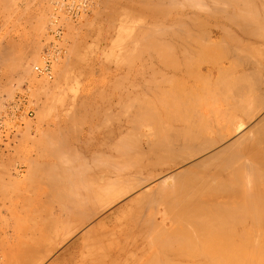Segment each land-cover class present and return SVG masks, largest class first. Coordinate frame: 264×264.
Listing matches in <instances>:
<instances>
[{
    "label": "bare ground",
    "instance_id": "1",
    "mask_svg": "<svg viewBox=\"0 0 264 264\" xmlns=\"http://www.w3.org/2000/svg\"><path fill=\"white\" fill-rule=\"evenodd\" d=\"M125 1H127V0H125ZM128 1L132 2V3H128V4H133L134 7L137 6L135 4H138L139 5L138 7H141L140 10H142V13L145 12L144 14H146V16L149 20V22H147V21L141 22L142 24H140L137 27L138 30L135 28L137 30L136 31L137 34H136L135 38H133V40L130 43L128 42V47H130L129 44L130 45L133 44V46L137 44V46H134V48L139 46L140 49H142L141 47L144 46V48H146V50H147L146 52H148V51L150 52V54H149L150 57L149 56H147V57H149L150 61H152L154 63L153 64L149 61L151 63V65L147 69L152 70V68H153L154 74H158V73L161 74L162 79L160 78V81H159V77L157 76L158 77V79H157L155 76L153 81H149L150 79L152 80L151 77L153 74L151 73L152 75H150L151 76L150 79L147 77L148 82L146 80H143L142 81L143 83L141 82L142 85L136 84L137 86H135V87L140 86L139 88H141V86H142L141 91L140 90L139 91L140 92L143 91L145 96L143 93H141V94H143L144 97L140 94H139V97H137L138 94L135 96V98L131 97L133 99H131L129 97L131 100L130 99H128V100L126 99V100L127 101L130 100L131 102L130 101L126 102V104H125L124 99H121L120 102L123 105H121L120 108L123 109V111L120 109L117 112V113H120L119 116H120L121 120L119 118V121H116V120H118V118H117L118 116H117L116 112L114 111L115 113H113L112 110H111L112 112H110V109H111V107H109L110 105L106 106V107H108L109 111L107 112L105 109L106 113L105 114L103 113V115L105 117V121H106V119L107 120L112 119L111 121H115L119 124V127H117L118 131L116 128L117 132L114 133V131H112L110 129L112 131L110 133H112V134H110V138H108V139H110L109 141H111V143L109 144V142L107 141L109 146L111 145L110 147L116 151L115 153L117 154V157L115 156L113 158V157H110L111 155L109 156L107 154L110 157L109 158L106 155V157L109 158L108 160H106V158H105L106 161H103V160L101 161L100 159H98L99 162L96 161L97 164H95V165L98 166L97 168L101 167L102 169H100V170H101V172H103L102 170H104L105 168L109 167V169H110V166L115 165L114 167H116V165H117L116 163H120L119 166H117V167L121 166L120 168L123 167L122 164H124V166L127 164L126 167H129V166L131 167V165L133 167V165L144 163V162H142L144 160L142 157L147 156V153L150 156L149 152L147 151L148 148L146 149V152H147L146 155L144 152L140 154V152L137 151V150H139V148L137 147L136 144L134 145L135 140L131 141L132 140L131 137L133 136V133H134V135H135V133L137 135V133L139 132V129H141V128L138 129V126L140 125V127H141V124L142 125L148 124L147 125L148 128L150 126H154V129L150 127L153 130V138L149 139L150 138L149 137L148 139L150 141L148 140V144H147V142L145 144L150 146V148H149V149H151L150 153H153L151 156L152 157L155 156L154 158H156V159H154V160L156 161V163L154 162V160L151 159L152 158L151 156L145 157L146 161L148 160L149 165L151 167L152 166L155 167L157 164L160 165L159 162L161 161V159L165 158V159H167L168 162L169 161L174 162L175 163V164L173 163L174 166L175 165L179 166L182 164H183V166L179 167L180 169H178L174 172L172 171L171 173L166 174L165 176H162V178L160 180L158 178L159 181H157V183L155 185L153 183V186H151V187L148 186V188L146 187V189H142L140 191V193L138 194V196H139V198H141L142 200H145L146 202L147 201L150 202V200L152 202L154 200H157V202H158V200H159V201H163L164 206L166 208H167L166 205H168V207H169L168 209H171V212L173 213V215L170 213V215H172V219H173L172 221H174V219L176 220V222L174 221L175 227H176V223L179 222V224H180V222L182 221L183 227H181V228L179 226H177V227L179 228L180 231L182 229L183 232L182 231L178 232V230L176 228L179 235L182 236L180 239L182 240V238H183V240H182L183 245H181V246H188V247L192 248L189 250L188 247H187V249H184V247L182 248L180 246L175 245L176 247H180L181 249L180 248H178V249L174 248V250L169 249V251H166L164 253V256L166 258L164 260L172 261L171 259H174V257H175L178 260L177 264H264V116L261 115L263 117L260 116L261 118H259L258 122H256L254 125H253L254 122L253 123L250 122V119L255 118L254 116L258 114V112H257V114L255 113L256 110L258 111L259 107H260V109L262 111V108H264V107H262V106H264V89H263L264 86H263V88H261L262 87V81L264 83V80L259 75V74H261L260 72H262V74L264 72V70L261 69L262 64L264 66V62H262L264 60H263V57H262V59L260 58L261 60H259V62H261V63H259L258 65H260V69L262 70L261 71L259 69V67L256 64H254V61H256V59L253 60L254 57L252 58V56L254 54L264 55V47L252 46V45H258V44L260 45L262 43L264 44V0H128ZM130 6L131 5H129V7ZM131 8H133V7H131ZM127 9L128 8H126V10ZM133 9H136V8H133ZM138 10H139V8H138ZM131 11H132V9H131ZM40 25H41V21H40ZM38 26H39V24H38ZM66 26H68V25H66ZM54 28H55V26H54ZM54 28H53V30H55ZM68 28H71V27L69 26ZM57 30H58V28H56V30L54 32L59 31V30L58 31ZM68 31H69V29H68ZM133 32H135V30ZM56 34H58V33H56ZM133 36H131V37H133ZM129 37L130 36H128V38H126V40L132 39ZM242 42H247L249 45L248 48H243L244 51L240 47V45L242 46ZM125 45H124V47H125ZM140 45H142V46L140 47ZM6 46H8V45H6ZM133 46H131V47L133 48ZM0 47H2V46H0ZM3 47L5 48V46H3ZM4 48L2 50V53L5 52ZM12 48L14 49L15 45ZM126 48H127V45L125 47V50H127V52L132 51V48H130L131 49L130 51ZM139 48L137 51L138 53H139ZM7 49H8V47H7ZM13 49H11V50H13ZM23 49L24 48H22V51H23ZM122 49L124 51V48H122ZM9 50L7 52L10 53L11 50L10 51ZM15 50L13 52L14 54L17 53L16 52L17 50L16 51ZM144 50H141L142 53H140V55L144 54L143 53V52H145ZM25 51H27V50H25ZM25 51L23 52L22 56H20V58L18 57L19 58L18 59V65H19L18 69H20V67H21L25 71L27 70L29 72L30 70H32V69H30V67H31L30 63L33 61V56H35V54L34 53H33L34 55L31 54L34 51H32V52L27 51V53H25ZM35 52H36V50H35ZM134 52H132V54ZM2 53L0 54V56H1L0 60L3 61V59H5V57H3ZM126 53H125V55H126ZM146 54L148 55V53H146ZM4 55H5V53H4ZM6 55L8 57L10 54L8 55V53H7ZM20 55H21V53H20ZM135 55H134V57H135ZM137 56H139V54H137ZM137 56L135 58H137ZM36 57H37V55H36ZM143 57H144V55H143ZM145 57H144V59L146 60L147 58H145ZM135 58H133V60ZM9 59H11V57ZM141 59H142V56L140 57V60ZM233 59H236V60H233ZM227 60H229V61L231 60V61H235V62L238 60L241 62V64L239 63L240 65H238V63H237V65H233L236 67L231 66V68L233 70L229 67V65L231 64V61L228 62V64L230 63L229 65L227 63H226L227 65H225V63H224V65L221 66L223 64L221 62H225ZM11 62L12 61H10V63ZM36 62H37V60H36ZM5 63L7 64L6 66H9L7 62H5ZM128 63H129V61H128ZM131 63L132 62H130V64ZM140 63H141V61H140ZM155 63H158V64H155ZM1 64H2V62H1ZM123 64H125V63H123ZM11 65L14 66L13 64H11ZM33 65L34 64H32V66ZM51 65H53V63ZM128 65H126V66H128ZM37 66L44 67L45 65L42 62H40L37 65H34L33 69H34L35 74H38V71L36 70ZM132 66H133V64H132ZM151 66H152V68H151ZM16 67H17V65H16ZM160 67L166 71H168V70L173 71L172 77H173V73H174V75H175L174 78L170 77L171 75H169L168 73H165L166 71L160 69ZM129 68H130V66H129ZM141 68L145 69L144 66ZM22 69H21V71H22ZM24 70H23V72H24ZM161 70H162V72L164 71V73H165L164 75H163V73L160 72ZM216 70H217V73L219 74V78H220V80L218 79L219 83L218 82L215 83V80L214 81L210 80L211 83L213 82L212 84H215V85L210 84L209 83L210 81H208V84L210 86H208L207 82H206L205 88L202 90V88L199 87L198 82H200L201 79L205 80V79H208L209 77H212L215 74ZM140 71H142V70L139 69V72ZM24 73H26V75H27V72H24ZM128 73H130V72H128ZM134 73L138 74L136 72H134ZM169 73L171 74V72H169ZM145 74L146 73H144L143 76H146ZM147 74H150V73L147 72ZM42 75H44V73ZM168 75H169V77H168ZM141 76H138V78ZM34 78H36V77H34ZM122 79H124V78H122ZM140 79L141 78H139L137 80H140ZM144 79H146V78H144ZM125 80H126V78H125ZM36 81H38V80H36ZM28 82H29V80H28ZM118 82H120V81H118ZM132 83H133V81H132ZM138 83H140V81ZM113 84H115V83H113ZM41 85L42 84L40 83V86ZM211 86H213V87H211ZM133 87H134V84H133ZM8 88H10V87H8ZM16 90H18V88ZM3 91H6V89ZM7 91H8V93L10 92L8 89H7ZM41 91H42V89H41ZM32 92L34 93L35 91H32ZM135 92L138 93V91H135ZM206 94L207 95H216L214 97H219V99H221L220 98L221 95L222 96L224 95L222 100L228 102L227 105L229 107L228 106L227 107L229 109H231L232 111H234V114H232L231 116L228 115L225 111L224 112L221 111L222 113L219 114V116L221 118L229 117L228 120L231 124L232 131L227 136H224L221 132H217V135H215L212 138L207 136V134H206L207 137L205 136L204 133L207 132V129L211 128L212 123L211 124H209V123L213 119V117H212V119L211 118L209 119V117H208V116L211 117V115L213 116V114L208 115L209 112H207L206 118H208V119H206L205 118L206 113H201L202 111L204 112V110L199 112V110H200L199 104H201L200 103L201 100L207 101L209 99L206 96ZM37 95H38V93H37ZM116 95H117V93H116ZM110 96H111V94H110ZM113 96H114V94H113ZM7 97H9V96H7ZM206 97H207V99H206ZM214 97L212 96L213 99H215ZM110 98H112V97H110ZM253 98H254V101L252 100ZM80 99L81 98L78 99L79 100L78 103H81ZM84 99H86V98H83L82 100H84ZM216 99H218V98H216ZM250 100L254 102V103L251 102L252 106L254 104L253 107L252 106L249 107V105H248V104H251L249 102ZM93 101L94 100L92 99V103H93ZM203 101H202V104H203ZM210 101H212V100L210 99ZM115 102H114L113 108L115 107V104L117 103V102L116 103ZM82 103H83V101H82ZM85 104H84L85 108L89 107V105L86 107ZM156 104L158 106H156ZM118 105H120V104H118ZM74 106H76V104ZM74 106L72 109V111L74 110L73 116H71L73 119H74V116L79 112V110L81 111L80 107L82 105H77L75 107V109H74ZM98 108L95 107V109H97V110H98ZM212 109L213 108L211 107L209 110H212ZM214 109H213L212 113L215 112ZM162 110H163V112H162L163 114H161ZM240 111H243L245 114L248 115V118H250L249 122L251 123L252 126H249L248 129L245 127L246 124L248 123V120H246L247 121V123H246V121H243L242 119L240 120L239 117L237 116V113ZM87 112H88V110H87ZM98 112L99 111H97V113ZM101 113H102V111H101ZM101 113H100V116L98 115V117H102L104 119V117L102 116ZM2 114H4V113H2ZM35 114H37V113L34 112V115ZM92 114H93V111H92ZM69 115H68V117H69ZM80 115H81V113H80ZM85 115H87V114H85ZM258 115H257V117H258ZM77 116H78V114H77ZM83 116L84 115L82 114V117ZM94 116H95V114H94ZM113 116H117V117H113ZM203 117L208 121V123H205V122L203 123L200 121V123L203 124V125H200L199 120L204 119ZM28 118L30 119L31 117H28ZM95 118H97V116H95ZM68 119H70V118H68ZM75 119H77V117H75ZM81 119H84V118H81ZM87 119L88 120L84 119V121H86V122H83V120H80V117H79V120H77L79 122L81 121V123L83 122L84 125L88 126L87 130L84 128V130H86L84 132H81L82 129H79V127L77 129L78 125L76 126V128L74 126V128H72V129L70 127L72 124L70 125L68 123L70 126H68V125H66V126H68V128L70 127L71 131L69 132V134L72 132L71 135L75 139V142L81 141L82 143H84V141H85L86 143H84V144H86L87 148L89 149L87 151H90V150L92 151V149L94 148L95 145L93 146V148H91L92 146L90 143H93V142H90V141H92L91 139H93V141L98 140L96 138L94 139V137H93V135H94L93 133H97L96 131H94L95 130L94 128L97 126V125H95V122H98V121L93 120V119L89 120V118H87ZM103 119H101V120L103 121ZM205 119H204V121H205ZM74 120L72 122L73 125H74ZM98 120L101 121L100 119H98ZM123 121H126V122H124V123H126V125L123 123ZM100 123L101 122H98L97 124L100 125ZM105 123L106 122H104L103 124H105ZM27 124H28V122H27ZM107 124H108V122H107ZM109 124H111V122ZM102 125L100 127H102ZM207 125H210V126H208L209 128L207 127ZM79 126H80V124H79ZM81 126H82V124H81ZM100 127L96 128V129H99ZM106 127H107V125H106ZM18 128H20V127H18ZM102 128L100 130H102ZM144 128H147V127H144ZM63 129H67V127L63 128ZM106 130H107L106 133L108 134L110 130H108V129H106ZM100 132L102 134V131H100ZM65 133L66 132L61 133V136L65 135ZM148 133H149V136H150V134L152 135L151 130ZM99 134H98V136H100ZM45 135H47V134H45ZM45 135H43L42 137L43 138L46 137ZM50 135H51V133H50ZM58 135L59 134H57L54 138L56 139V137H58ZM66 135H67V133H66ZM61 136H59V137H61ZM115 136H117V137H115ZM140 136H141V134H140ZM62 137H64V136H62ZM95 137H96V134H95ZM144 137H146L145 134H144ZM61 138L59 140L60 144L64 141L63 138H62L63 141H61ZM115 138H116V141H115ZM55 139H54V141H55ZM46 140H47V138H46ZM66 140H67V138H66ZM40 141L43 142V140H40ZM51 141H47V142H51ZM59 141L58 142L56 141V142L59 143ZM42 142H39L38 144L41 145ZM56 142H54V143H56ZM130 142H132V144ZM220 142H223V143L221 145L219 144L220 146L218 145L219 148H215V147H217L215 145H217ZM51 143H52V145L54 144L53 142H51ZM51 143H50V145L49 144L48 145L51 146ZM57 143L55 144L56 146L50 147L52 154L49 153L50 150H49L48 145L46 144L47 145V147H46V145L43 143L44 147L48 148V149H46V151L49 150V152L47 151V153L43 154L44 156H46L45 158H48L47 157L48 155H46L48 153H49V158L51 157L50 154L53 155L54 157H55V154H56V156L58 155L59 157H61V156L63 157V155L65 156V151L63 150L64 146L59 144L60 146H62V149H61V147H59V145ZM99 143L97 145H99ZM103 144L105 145V143H103ZM108 144H106V145L108 146ZM57 145H58V147H57ZM63 145H65V144H63ZM102 145L101 146L99 145V146L94 148L93 153L94 154L98 153L95 156L99 155V153H101V151L103 150ZM140 146H142V145H140ZM75 147H76V145H75ZM65 148H67V147L65 146ZM71 148H72L71 150L73 152L69 151L70 150V147H69L68 148L69 150H66L68 152L66 154H71V153L74 154V152H76V150L73 147H71ZM41 150H42V152H44L43 148ZM61 150H63V153ZM107 150L111 151V153H112V150H110V148L109 149L106 148V151ZM60 152L63 155L60 154ZM137 152L140 155H137ZM76 153L74 154V158H72L73 160H75V158L77 157ZM202 153L203 154L205 153V155L202 156ZM116 154H113V155H116ZM200 154L202 156L201 158H200V156H198ZM43 155H41V156H43ZM41 156L39 155V158ZM58 156H57V158H59ZM86 158L84 157V161L80 162V164L77 163L79 161L77 160L78 158H76L75 161H77V162H74V164L72 163L73 165L71 164L72 159L70 161L69 160L66 161L68 158L65 161H64V159L61 160L64 162V164H62L60 160H59L60 161L59 163L57 162L58 164L56 162H54L53 164L52 163L50 164L49 163V162H51L50 160L48 163H47L48 160L43 161V164H42V162L40 164L36 162L37 165L39 164L40 168H38L39 166H36V164H34L33 159H30V161H33L32 162L33 165L32 164L28 165L30 167V169H31V166H33V167L36 166L35 168H37L36 171L33 172L34 177L38 171L44 172V173L41 172L42 176L44 174H46V175L49 174V175H47V180L51 181L52 184L53 183L55 184L54 185L55 187L53 186L55 189H52V191H54V192L56 191V194L60 191L58 189L60 186L58 187V185L63 184L64 182H66L67 185L70 184L69 188L67 187V185H65V187L63 186L64 188L61 187L63 190H65L62 192H66L67 190L65 188L67 187V189L69 190L68 193H70V194H68V193H67V195L65 193H62L63 195L60 193L57 194V196L60 195L59 197H62V199L58 198L59 200H57V201L60 203L61 202L60 200H64L63 202L65 205V208L69 207L68 209L70 210L73 207V211H71L72 209L70 210L72 213L70 211H68L71 213V214L69 213L68 215H66L68 218L65 217L66 218L65 219L64 218L65 215L62 217L63 219L60 218L61 222H59L60 221L59 217L58 218L56 217V220L57 219L58 220L56 222H53L52 226L49 228L48 231H46L44 233L42 232L43 234L38 235V236L34 234L33 236H35L34 237L35 239L33 238L32 241H30V242L27 241L24 244V245H26L25 247L17 248L13 251H10V252H12V255H11L12 258H10V261L12 262V260H14L12 263L9 262L10 264H41V263H43L45 260H47L55 252V250L60 245L65 243L67 238L70 236V234L73 233V232L69 233L68 235L66 234V237L64 236L65 232L61 231L58 234L59 230H64L63 225L64 226L67 225V224H62V223L69 221V222L73 223V224L70 223L72 225V227H73V225L77 224L75 226V228L77 229V228H81V227L86 226L94 218V216H96V214H97L96 212H97L98 208H97V206H94L93 202L91 204H90V202L92 201V198L95 199V196L97 193V190L95 191V189H97V187L101 189V186L97 185L98 184L97 181L100 178L97 179V177H99V175L95 179V176L93 177L92 174L91 175L87 174L89 172L90 173L92 172L91 171L92 169L90 170V168H89L90 171H88L87 173L85 172V171H87L85 169L90 167L89 163H87L88 165L85 167H84V165L81 166L85 161L87 162V160H85ZM99 158H102V157L99 156ZM90 159H93V158H90ZM157 159H159L160 161ZM37 161H38V159H37ZM80 161H81V159H80ZM116 161H118V162H116ZM96 162L93 161V163L91 162V164L94 165V163H96ZM163 162H165V161L163 160ZM66 164H71L70 168L72 167L71 171H72L73 176H72V174L71 175L69 174V175H66L63 177L64 174H67L70 172L69 168L68 169L65 168V167H69ZM168 164H170V163H168ZM214 165H215V167L213 169L210 168L211 170H209V172L214 170V169H215L214 171H216V172L213 171L214 173L210 172L211 173V174L209 173L210 175L207 174V172H208L207 169H209L210 166H214ZM79 166H81L82 169H79L80 168ZM166 166H167V164H166ZM76 167H79V168H76ZM126 167L124 168L125 170H126ZM140 167H143V165L142 166L140 165ZM120 168H117L119 173H121V171H119ZM95 169H96V167H95ZM117 169L115 168L114 170H117ZM28 170H29V168H28ZM121 170H123V169H121ZM195 171H197L196 172L197 174L195 173ZM107 172H108V169H107ZM118 172L114 173V175L115 174L117 175ZM199 172L202 174H200ZM41 173L38 172V174H40L39 175L40 177H42ZM109 173H111V171ZM50 174L52 177L50 176ZM60 174H63V175H60ZM16 175H18V174H16ZM116 175H115V177H117V179H118L119 175H117V176ZM146 175H144V176L147 177V179H148V177L150 178L149 175L148 176H146ZM162 175H164V173ZM39 176H36V177H39ZM67 176H68V178H67ZM69 176H71V177L69 178ZM130 176H133V175H130ZM115 177L113 178L115 183L113 180H109L108 181L109 184L121 183L120 182L121 177L119 178L120 181L117 183H116L117 179L115 180ZM10 178H11V176H10ZM45 178H46V176H45ZM93 178H94V181L95 180H97V181L94 182ZM108 178H106V179L108 180ZM151 178H154V177L151 176ZM88 180L91 182H89ZM107 180H106V182H107ZM145 180H146V178L144 179V181ZM152 180L153 179H151V181ZM19 181H20V179H19ZM43 181H45V180L43 179ZM82 181L83 182L86 181V183L89 182L88 184H90V185L87 184L88 185V187H87V185L85 186L86 183L83 184ZM104 181H105V179H104ZM168 181H172V184H169ZM17 182H18V180H17ZM58 182H60V184H57ZM68 182H69V184H68ZM101 182H103V178H102ZM8 183L11 184L12 182L8 181ZM48 183L50 184V182H48ZM122 183H123V181H122ZM12 184H13V186H15L16 183H12ZM101 184L99 182V185H101ZM103 184H102V186L104 187ZM1 185H2V183H1ZM106 185L104 187L105 189L107 187ZM94 186H96V187H94ZM51 187L52 186H50V188ZM101 190L103 191V189H101ZM51 194H53V193H51ZM56 194H53V195H56ZM49 195H50V193H49ZM49 195H47V196L49 197ZM101 197H102V192H101V194L99 193V195L96 196V198H98V200ZM68 198H70V199H68ZM53 199H55V198H53ZM0 200H2V199H0ZM102 201H103V199H102ZM105 201L106 200L104 199V203L103 202L102 203L105 204ZM11 202H13V201H11ZM11 202L9 201V203H11ZM58 202H55V203H58ZM63 202L61 203L62 206H60L61 207L60 209H65ZM67 202L72 207L68 206ZM149 202H147V203H149ZM152 202H151V204H152ZM57 205H60V204H57ZM1 207L5 208L6 212L8 211L7 206H5V204H2V202H1ZM1 207H0V209H1ZM66 210L67 209H65V211ZM100 211H101V209H100ZM68 212L66 211V213H68ZM62 220H65V221H62ZM69 222H68V224H69ZM4 223H5V220H4ZM100 223H101V221H100ZM173 224H171V225L173 226ZM171 225H170V227H172ZM5 226L6 227L3 229V231L5 230L4 232H6L8 230L7 228H9L8 225H5ZM73 229H74V227L72 228V230ZM165 229H167V227ZM158 230H160V229H158ZM92 231H94V228H89L86 231H84L83 232V237H84L83 239H85V240L89 239L88 236L92 233ZM161 231H162V233L165 232L163 230H161ZM61 233H62V236L60 237L61 239H59V237L57 239L56 238L57 234L60 236ZM178 233H176L175 235H178ZM180 233H182V234H180ZM14 234H16V233H14ZM165 234H166V232H165ZM171 234H173V233H171ZM0 235L2 236L3 234L0 233ZM9 235L11 236V234H9ZM167 235H168V237H167L168 241H164L165 243H162V244L160 243V245L165 246L166 243H169L168 245L173 246L171 244H174L175 236L170 235V234H167ZM179 235H178V238L176 236V238H177L176 243L178 242V240H180ZM13 236H16V235H13ZM36 236L38 237L37 239H36ZM169 236L170 237L173 236V237L170 238V240H169ZM2 237L5 238L4 236H2ZM2 237L0 238L1 240H2ZM164 237H163V239H166ZM5 239L7 240V235H6ZM12 240H14V237L12 238ZM83 242H84V240H83ZM76 243L77 242H73L71 245L67 244L68 246H65L66 249H64L63 252L64 253L68 252L70 249H72V247H74V245L76 246ZM166 247H164V248H166ZM165 254H167V255H165ZM166 256H168V257H166ZM95 259H97V258H95ZM56 261L58 262L59 260H56ZM173 261H175V260H173ZM51 264H53V263H51ZM173 264H175V263H173Z\"/></svg>",
    "mask_w": 264,
    "mask_h": 264
},
{
    "label": "rangeland",
    "instance_id": "2",
    "mask_svg": "<svg viewBox=\"0 0 264 264\" xmlns=\"http://www.w3.org/2000/svg\"><path fill=\"white\" fill-rule=\"evenodd\" d=\"M128 3H132V2H129L128 0L127 1H125V0H0V46H2V47L5 46V48L3 47L5 50V52L3 51L5 53V55H4V53H2L3 48L0 47V54L2 53L3 57H5V59H3V61L0 60L2 62V64L4 65L3 66L0 62V108L2 109V110L0 109V118L3 115L2 113H4L6 110L4 108L5 100L11 99V97L13 98L18 92H22V91L27 92L28 97H29V102H30L29 104L35 110L34 112L37 113L34 116H32L30 119L26 117L27 119L26 118L24 119L25 120L24 126H22L20 128L17 127L15 131H13V132L6 131L4 133V135H1V133H0V165H1L0 166V186H1L0 187L1 188L0 189V199H2V200H0V207H1V202H2V204H5V206H7V208H8L7 212H6L5 208H3V207H1V209H0V233L3 234L2 236H4L5 238L7 235V240L0 235L2 237V240L0 239V241H1L0 242V264H10L9 263V262H11L10 258H12V256H11L12 252H10V251H13L17 248L25 247L26 245H24V244L27 241L28 242L32 241V239L35 237V236H33L34 234L38 236V235H41L44 232L48 231L49 228L52 226L53 222H56L58 220V219L56 220V217L57 218L59 217V219H60L65 215L64 218L65 217L68 218L66 215H68L71 211H73V207L71 205H69L68 202H67V205L72 207L71 208L72 210L70 209L71 211L68 209L69 207L65 208V205L63 202L64 200H60L61 201L60 203L57 201L60 198L62 199V197H59L60 195L57 196V194L65 193L67 195V193L69 192V190L67 189V187L69 188V185H70L69 182H68L69 185H67L66 182H64L63 184H60V182H58L57 184H60V185H58V187L60 186L58 189L61 192L58 190L59 192L56 194V191L55 192L52 191V189H55L54 188L55 184L54 183L52 184L51 181L47 180V175H49V174H47V175L44 174L46 176V178H45L44 175H43L44 177L42 176V173H44V172L38 171L39 170L38 169L37 170L38 172H40V173L42 172L41 173L42 177L39 176L40 174H38V172L37 173L35 172L36 174L34 177L33 172L36 171V169H37L35 167L39 166V164L41 162L43 164V161H45V160L46 161L48 160L47 163L50 160L51 161V162H49L50 164L51 163L53 164L54 162L59 163L62 159H64V161H65L67 158L68 159L66 161H68V160L70 161L72 158H74V154L76 152H77L76 158H78L77 160L79 162L75 161L76 160V158H75V160H73V159L71 160L72 161L71 164L72 163L74 164V162H77L80 164V162L84 161V157L85 158L87 157L85 159V160H87V162L85 161L86 163L84 162L81 166L84 165V167H85L88 165L87 163H89L90 167L85 169L87 171H85V170L84 171L87 173L88 171H90L92 169L91 170L92 172L91 173L89 172L87 174H89V175L92 174L93 177L95 176V179L99 175V177H97V179L98 178H100V179H98V181L97 180L94 181V178H93V181L94 182L97 181L98 182L97 185L101 186V189H103V191L98 187H97V189H95V191L97 190V193H98V194L96 193V196L99 195V193L101 194V192H102V197L98 200V198L101 195L98 198H96V196H95V199L92 198V201L90 202V204L93 202L94 206H97V208H98V210L96 212L97 214H96V216H94V218L86 226L81 227V228L76 229L75 228V226L77 225L76 224V225H73L74 229L72 230L73 227L71 224H73V223H71L69 221L62 223V224H67V225H65V226L63 225L64 230H59L58 234L61 231L65 232L64 236L66 237V234L68 235L69 233H72V232L73 233L70 234V236L67 238L65 243L60 245L55 250V252L47 260H45L41 264H51V263H53V264H165V263L166 264H168V263L169 264L170 263L171 264H173V263L177 264L178 260L175 257H174V259H171L172 261L175 260L173 262L170 260H164V259H166L164 256V253L166 251H169V249L174 250V248L178 249L180 247H182V248L184 247V249H187V247H188V246H181V245H183V242H182L183 238H182V240L180 239L182 236H180L178 232H181V231L183 232V230L181 229V231H180L177 226H179L180 228L183 227L182 221L180 222V224H179V222L176 223V227H175L174 221L176 222V220L174 219V221H172L173 220L172 219L173 213L171 212V209H168L169 208L168 205H166L167 206V208H166L164 206L163 201H159V200H158L159 203L157 202V200H154L153 202L150 200V202L147 201V202H149V203H147L145 200H142L138 196V194L140 193V191L142 189H146V187L148 188V186L149 187L153 186V183L155 185L157 183V181H159L162 178V176H165L166 174H169L172 171L174 172V171L180 169L179 167L183 166V164L182 165L178 164L179 166H177V165L174 166V164H175L174 162H170V161L168 162L167 159H165V158L161 159V161L159 159H157L161 162V163L159 162V164L161 166L157 164L155 167H153V166L151 167L149 165L148 160L146 161L145 157L149 156L148 153L146 152V149L148 148L147 151L149 152L150 156L153 154V153H150L151 149H149L150 146H148L147 144H148V140L153 138V130L151 128L154 129V126H150L151 128L150 127L148 128V126H147L148 124L147 125L141 124V127H140V125L138 126V129L141 128V129H139L140 133L138 132L137 135H136V133L134 135V133L132 132L133 136L132 135H131L132 137L130 136L132 139L131 141L135 140L134 145L136 144L137 147L139 148V150H137V151L140 152V154L144 152L146 155V153H147V156L142 157L144 159L142 162H144V163L133 165V167L131 165V167L129 166L131 169L129 167H126L127 164L124 166V164H122V163H121L123 166L122 168H120L121 166L117 167V166H119L120 163H116L117 164L116 167H114L115 165L110 166L111 170L109 169V167L105 168V169L103 168L104 169V170H102L103 172H101V170H100V169H102L101 167L97 168L98 166L95 165V164H97V162H99L98 159H100L101 161L102 160L106 161L110 157H113V158L115 156L117 157V154L115 153L116 151L110 147L111 145L109 146L111 141H109L110 139H108V138H110V134H112L110 132L114 131V133H115L118 131L117 127H119V124L115 121H111L112 119H110V120L106 119V121H105V117H104L103 113L105 114L106 111L107 112L109 111L108 107H106V106L110 105L109 106V107H111V109L109 108L110 112H112V111H113V113L116 112L118 117L117 116H113V117H117L118 120H116V121H119L120 113H117V112L121 109L120 108L121 105H123L120 102L121 99H124L125 104H126V102H129L131 99H133L131 97L135 98V96L137 94H138L137 97H139V94L143 96V94H144L143 91L140 92L142 89V86H141V88H139L140 86H138V87H135V86L140 85V84L142 85L143 80H146L148 82L147 77L150 79V77H151L150 75H152V74H153L151 77L152 80L150 79L149 81H153L155 76L157 79L159 77V81H160V78L162 79L161 74H159V73L154 74L152 66H151L152 70L147 69L150 67L151 63H153V62L150 61V59H149L150 52L149 51L146 52L147 50H146V48H144V46L140 45V47L142 46L141 47L142 49H140L139 46L134 48V46H137V44L134 46H133V44L132 45L129 44L130 47H128V42L130 43L133 40V38H135V36L137 34L136 31L138 30L137 27L140 24H142L141 22H145V21L149 22L146 14H144L145 12L143 11L144 13H142V10H140L141 7H138L139 6L138 4H135L137 6L134 7L133 4H128ZM129 5H131V6L129 7ZM131 7L136 8V9H133ZM126 8H128V9L126 10ZM138 8H139V10H138ZM131 9H132V11H131ZM40 21H41V25H40ZM38 24H39V26H38ZM66 25H68V26H66ZM54 26H55V28H54ZM69 26L71 28H68ZM53 28L55 30H56V28H58L59 31L57 30L58 32H54L55 30H53ZM68 29H69V31H68ZM134 30H135V32H133ZM56 33H58V34H56ZM128 36H130L129 38H132V39L126 40V38H128ZM131 36H133V37H131ZM125 44L127 45L126 49H128L129 51L131 50L130 48H132L131 46H133L132 51L127 52V50H125V47H126ZM6 45H8V46H6ZM14 45H15V48L13 49L12 47H14ZM124 45H125V47H124ZM248 46L249 45L247 42H242V46L240 45V47L242 49L248 48ZM252 46L264 47V44L262 43L260 45L258 44V45H252ZM7 47H8V49H7ZM22 48H24L23 51H22ZM122 48H124L125 52L123 51ZM138 48H139V53L137 52ZM9 49L10 50L13 49V50H11L12 52ZM8 50L10 51V53L7 52ZM14 50L17 53L14 54L13 53ZM25 50L30 51V52L34 51L31 54L32 55L35 54V56H33V61L30 63V66H31L30 69H32V70H30L29 72L27 70L25 71L21 67H20V69H18L19 68L18 59L20 58V56H22V54ZM35 50H36V52H35ZM141 50H144L145 52H143L144 54L140 55V53H142ZM27 51H25V53H27ZM46 51H49V53H50V58L48 57L50 74H46V73H44V75H42L43 73L35 74L33 66L39 64L40 62L44 63L43 55L45 53H47ZM243 51H244V49H243ZM6 52L8 53V55L10 54L8 57L6 55L7 54ZM132 52H134L136 55L134 53L132 54ZM20 53H21V55H20ZM125 53H126V55H125ZM146 53H148V55ZM137 54H139L140 57L142 56L141 60H140V57L137 56ZM36 55H37V57H36ZM134 55H135V57L137 56V58H135ZM143 55H144V57L146 56L145 58H147L148 60L147 59L145 60ZM147 56H149V57H147ZM10 57H11V59H9ZM262 57L264 60V55L254 54L252 56L253 60L256 59V61H254V64H256L259 67V69H260V65H258V64L261 63V62H259V60H261ZM133 58H135V59L133 60ZM138 59L141 61L142 64L140 63V61ZM36 60H37V62H36ZM127 60L129 61V63ZM233 60H236V59H233ZM10 61H12V62L10 63ZM230 61L227 60L225 62H221L223 64L222 65L220 64V65L223 66L224 63H225V65H227L228 62H230ZM237 61L236 62L231 61V64L230 63H229L230 65L228 64L229 67L231 68V66L237 65V63H238V65H240L241 62L240 61L237 62ZM5 62H7L9 66H6L7 64ZM51 62L53 63V65H51L52 64ZM130 62H132V63L130 64ZM262 62H264V61H262ZM123 63H125V64H123ZM11 64H13L14 66H12ZM32 64H34V65L32 66ZM132 64H133V66H132ZM155 64H158V63H155ZM16 65H17V67H16ZM126 65H128V66H126ZM142 65L144 66L145 69L141 68V67H143ZM129 66H130V68H129ZM233 67H236V66H233ZM263 67L264 66L262 64L261 69L264 70ZM21 69H22V71H21ZM139 69H141L142 71L139 72ZM160 69L164 70L161 67H160ZM23 70H24V72H27V75H26V73L23 72ZM162 70L160 72L163 73V75L165 73H168L169 75H171L170 77H172L173 71L164 70V71H166L164 73V71L162 72ZM128 72H130V73H128ZM134 72H136L138 74H135ZM143 72L146 73L145 74L146 76H143V74H144ZM147 72L150 74H147ZM169 72H171V74ZM260 73H261V74H259L260 77H262V79L264 80V78H263L264 72H263V74H262V72H260ZM169 75H168V77H169ZM138 76H141V77H139V78H141L140 80H137V79H139ZM174 76L175 75L173 73L172 78H174ZM34 77H36V78H34ZM122 78H124V79H122ZM125 78H126V80H125ZM144 78H146V79H144ZM218 79L220 80L219 74L217 73V70H216L215 74L212 77H209L208 79H205V80L201 79L200 82H198V85L203 90L205 88L206 82H207V85L210 86L208 84V81H210V80L214 81L215 80V83H217V82L219 83ZM28 80H29V82H28ZM36 80H38V81H36ZM118 81H120V82H118ZM132 81H133V83H132ZM139 81H140V83H138ZM211 81L209 82L210 84L213 83V82L211 83ZM40 83L42 84L41 86L43 88L40 86ZM113 83H115V84H113ZM133 84H134V87H133ZM212 85H215V84H212ZM263 86H264V83L262 81V87L261 88H263ZM8 87H10V88H8ZM211 87H213V86H211ZM4 88L6 89V91H3V90H5ZM17 88H18V90L19 89L20 90L19 91L16 90ZM7 89L10 91L9 93H8ZM41 89H42V91H41ZM31 90L35 91V92L33 93ZM135 91H138V93H136ZM37 93H38V95H37ZM116 93H117V95H116ZM141 93H143V94H141ZM110 94H111V96H110ZM113 94H114V96H113ZM7 96H9L10 98ZM144 96H145V94H144ZM206 96L209 98L208 99L209 101L205 100L206 101L205 102V101L201 100V102H200L201 104H199V109H200L199 112L204 110V112L202 111L201 113H206L205 118L207 117V112H209L208 115L213 114V116L211 115V117L210 116H208V117H209V119L210 118L212 119V117H213L212 121L214 123L212 121L209 123V124L212 123L211 128L208 127L210 125H207V127L209 129H207V132L204 133L205 136L207 134V136L212 138L215 135H217V132H221L224 136H227L232 131L231 124L228 120L229 117L221 118L219 116V114L222 113L221 111H223V112L225 111L228 115L231 116L232 114H234V111H232L231 109L228 108L229 107L227 105L228 102L222 100L224 95L223 96L221 95V97H220L221 99H219V97H214L216 95H207L206 94ZM212 96L215 99H213ZM110 97H112V98H110ZM207 97H206V99H207ZM79 98H81L80 99L81 103H82V101H83V103L85 102L86 103V104L84 103L85 106L87 107L89 105L90 108L89 107L85 108L83 103L82 104L78 103ZM83 98H86V99H84L85 101L82 100ZM216 98H218L219 100ZM92 99L94 100L93 103H92ZM104 99L105 100L107 99V100L105 101ZM126 99L127 100L130 99V100L127 101ZM210 99L212 101H210ZM252 100L254 101V98ZM113 101L114 102L116 101L120 105H118L115 102L116 104H115V107L113 108V105H114ZM202 101H203V104H202ZM253 101L250 100L249 102L254 103ZM74 103L76 104V106L82 105L84 107V108L82 106L80 107L82 112L80 110H79V112L81 113V115L78 112L77 113L78 116H77V114L74 116V119H75V117H77V119H75V120L71 117V116H73L74 110L72 111V109H73V106L75 105ZM252 103L248 104L249 107L252 106ZM76 106H74V109ZM156 106H158V105L156 104ZM253 106H254V104H253ZM95 107L96 108L99 107L100 109L98 108V110H97V109H95ZM211 107L213 109L215 108L214 113H212L213 109L209 110ZM262 107H264V106H262ZM105 109H106V111H105ZM87 110H88V112H87ZM121 110L123 111V109H121ZM92 111H93V114H92ZM97 111H99L98 112L99 114L97 113ZM101 111H102V113H101ZM262 111L259 107V110L258 111L256 110V112H255L256 114L258 112V114H259V115L257 114L258 117H257V115H255L254 116L255 118H251V119L248 118V115L245 114L243 111L238 112L237 116L239 117L240 120L241 119L243 121L248 120L249 124L246 121L247 124L245 126L248 129L249 126H252L251 123L254 122L253 123V125H254L256 122H258L259 118L264 116V108H262ZM162 112H163V110L161 111V114H163ZM100 113L102 114L104 119L102 117H98V115L100 116ZM82 114L84 115L83 117H82ZM85 114H87L88 116ZM94 114H95V116H97V118H95ZM68 115H69V117H68ZM261 115H263V116H261ZM79 117H80V120H83V122H86V121H84V119L88 120L87 118H89V120L93 119V120H97L98 122H101L100 125L97 124L98 122H95V125H97L98 127H100L104 122H106L105 124L107 125V127L105 124H103L102 125L103 128L100 127L99 129H96V128H98L97 126L94 128L95 129L94 131H96L97 133L98 132L100 133V134L98 133L100 136H98L97 133H93L94 139L96 138L98 140H94L95 141L94 142L93 139L90 138L92 140L90 142H93V143H90L92 146V147L90 146L91 148H93L94 145H95L94 146V148H95L99 145L101 146L103 143H105V145H106L109 142V144H108L109 147L107 145H106L107 146L106 147L104 144L102 145L103 150L97 156H95V155L98 153H95V154L93 153L94 148L92 149V151L91 150L87 151L89 149L87 148V145L84 144V143H86L85 141H84V143H82L81 141H80L81 143L75 142V139L71 135L72 132L69 134V132L71 131L70 127H71V129L74 128V126L76 128L77 125H78L77 129H78V127H79V129H82L81 132H84L87 130L88 126L84 125L83 122L81 123V121L80 122L77 121V120H79ZM68 118H70V119H68ZM81 118H84V119H81ZM98 119H100V120L103 119V121L102 120L99 121ZM204 119L199 120V123H200V121L203 123L204 122L208 123V121L206 120L208 118H206L205 121H204ZM249 119H250L251 123L249 122ZM73 120H74V125L72 123ZM120 120H121V118H120ZM27 122H28V124H27ZM107 122H108V124H107ZM110 122H111V124H109ZM124 122H126V121H123V123ZM68 123L70 125L71 124L72 125L70 126ZM79 124H80V126H79ZM81 124H82V126H81ZM124 124L126 125V123H124ZM66 125H68L70 127L68 128V126H66ZM200 125H203V124L200 123ZM66 127H67V129H63ZM144 127H147V128H144ZM84 128L86 130H84ZM101 128H102V130H100ZM116 128H117V131H116ZM106 129L112 130V131L111 130L109 131V133H108L109 135L106 133V131H107ZM149 129L151 130V133H152V135L150 134V136L148 133V132H150ZM99 130L102 131V134ZM63 132L67 133V135L65 133L66 136L62 135L64 137L61 136V133H63ZM50 133H51V135H50ZM56 133L59 135L55 139L54 137L57 135ZM45 134H47V135H45ZM95 134H96V137H95ZM140 134L142 137L140 136ZM144 134L146 137H144ZM43 135H45L46 137L43 138L42 137ZM59 136H61L64 139V141ZM115 137H117V136H115ZM137 137L138 138L140 137V138L138 139ZM46 138H47V140H46ZM60 138H61V141H63L61 144L59 141ZM66 138H67V140H66ZM54 139H55V141H54ZM40 140H43V142ZM38 141L42 142L41 145L38 144L39 143ZM47 141H51L53 143L56 141L57 142L59 141V143H57V142L56 143L58 145L60 144V145L64 146L63 150L65 151V156L62 154L63 150H61L62 153L60 152V154H62L63 157L62 156L59 157L57 155L60 159L57 158L56 154H55L56 158L53 155H51L52 152H51L50 147L56 146L55 145L56 143H54L52 145L51 142H47ZM115 141H116V138H115ZM146 142H147V144H145ZM43 143L45 145L46 144L50 145V143H51V146L48 145L50 152H49V150H47L49 153H51L50 158H49V153L46 154V155H48L47 156L48 158H45L46 156L43 155L44 153H47L46 149H48V148H46L47 145H46V147H44ZM98 143H99V145H97ZM130 143L132 144V142H130ZM222 143L223 142H220L217 145H215V146H217L215 148H219V146ZM63 144H65V145H63ZM58 145H57V147H58ZM60 145H59V147H61V149H62V146H60ZM75 145H76V147H75ZM140 145H142V146H140ZM65 146L67 148H65ZM69 147H70V150L68 149ZM71 147H73L76 150V152H74V154L73 153L66 154V153H68L66 150L73 152L71 150L72 149ZM42 148H43L44 152H42V150H41ZM106 148H108V149L110 148V150H112V153H111V151H108V150L106 151ZM138 152H137V155H140V154H138ZM107 154L109 156L110 155L111 156L109 157ZM113 154H116V155H113ZM39 155L40 156L43 155V156H41L39 158ZM106 155L109 158L106 157ZM204 155H205V153L204 154L202 153V156H204ZM99 156H101L102 158H99ZM198 156H200V158L202 157L201 154ZM154 157H152L151 159L152 160L156 159ZM90 158H93V159H90ZM105 158H106V160H105ZM30 159H33L34 164H36V162L39 164L38 165L36 164V166H34V167L31 166V169H30V167L28 165H30V164L33 165V163H32L33 161H30ZM37 159H38V161H37ZM80 159H81V161H80ZM163 160L165 162H163ZM93 161L94 162L97 161V162L94 163V165H93V164H91V162L93 163ZM116 162H118V161H116ZM154 162L156 163L155 160H154ZM61 163L64 164L63 161H61ZM165 163L167 164V166ZM168 163H170V164H168ZM71 164H66L69 167L64 166L66 169L69 168L70 172L67 174H64V175L63 174H60V175H63V177L66 175H69V174L71 175L72 174V171H71L72 167L70 168ZM140 165L141 166L143 165V167H140ZM81 166H79L80 168L79 167H76V168L82 169ZM95 167H96V169H95ZM125 167H126V170L124 169ZM214 167H215V165L210 166L209 169H207V171H208L207 174H209L210 172H212V173L216 172V171H214L215 169L209 172V170H211L210 168L213 169ZM28 168L30 171L28 170ZM38 168H40V166ZM89 168H90V170H89ZM113 168L114 169L120 168L119 171H121V173L118 172V169L114 170ZM107 169H108V172H107ZM121 169H123V170H121ZM110 171H111V173H109ZM116 171L118 172L117 175H119L118 179H117V177H115L116 174L114 175V173H117ZM196 172L197 171H195V173ZM161 173L162 174L164 173V175H162ZM16 174H18V175H16ZM200 174H202V173H200ZM130 175H133V176H130ZM144 175H146V176L149 175L150 178L148 177V179H147V177H145ZM10 176H11V178H10ZM36 176H39L40 178L36 177ZM50 176H51V174H50ZM72 176H73V174H72ZM151 176L154 178H151ZM70 177L71 176H69V178ZM114 177H115V180L117 179L116 183L119 182L120 180H121L120 181L121 183L109 184L108 181L109 180L114 181V179H113ZM42 178L46 182L43 181ZM67 178H68V176H67ZM102 178H103V182H101ZM106 178H108V180ZM119 178H120V180H119ZM145 178H146V180L144 181ZM158 178H159V180H158ZM19 179H20V181H19ZM104 179H105V181H104ZM151 179H153V180L151 181ZM17 180H18V182H17ZM106 180H107V182H106ZM8 181L12 182V183H16L15 186H13L12 183L9 184ZM122 181H123V183H122ZM48 182H50V184ZM89 182H91V181H89ZM99 182H100V184L104 183L103 184L104 187L107 183L109 185L107 184L106 185L107 187L105 189L102 186V184L99 185ZM168 182H169V184H172V181H168ZM1 183H2V185H1ZM85 183H86V181L83 182V184H85ZM88 183H86L85 186ZM114 183H115V181H114ZM65 185H67V187L65 188L67 191L62 192V191H65L62 189L65 187ZM88 185H90V184H88ZM88 185H87V187H88ZM50 186H52V187L50 188ZM94 187H96V186H94ZM49 193H50V195H49ZM51 193L56 194V195H53ZM46 194L49 195V197ZM68 194H70V193H68ZM53 198H55V199H53ZM68 199H70V198H68ZM102 199H103V201H102ZM104 199L106 200L105 204H103ZM9 201L10 202L13 201V202L9 203ZM55 202H58V203H55ZM62 202H63L64 208L67 209L66 211L67 212L70 211V212L66 213L65 209H60L61 208L60 206H62L61 205ZM151 202H152V204H151ZM57 204H60V205H57ZM100 209H101V211H100ZM170 213L172 215H170ZM4 220H5V223H4ZM99 220L101 221V223ZM62 221H65V220H62ZM59 222H61V219ZM68 222H69V224H68ZM171 224H173V226ZM5 225H8V227H9V228H7L8 229L6 231L7 233L4 232L5 230L3 231V229L6 227ZM170 225L172 227H170ZM164 227L165 228L167 227V229H165ZM89 228H94L95 232L92 231V233L88 236L89 239L85 240V239H83L84 238L83 232ZM176 228H177L178 232H177ZM158 229H160V230H158ZM161 230L165 231L166 234H165V232L162 233ZM14 233H16V234H14ZM171 233H173V234H171ZM176 233H178V235L180 236L179 237L180 240H178L177 243H176V241H177L176 239L178 238V235H175ZM9 234H11V236ZM58 234H57L56 238L58 239V237H59V239H61L60 237L62 236V233L60 236ZM167 234L175 236V238H174L175 240L173 239L174 244H171L173 246L168 245L169 243H166L165 246L160 245V243L162 244V243H165L164 241H168L167 240V237H168ZM180 234H182V233H180ZM13 235H16V236H13ZM37 236H36V239L38 238ZM176 236H177V238H176ZM13 237H14V240H12ZM163 237L166 239H163ZM172 237L169 236V240ZM83 240H84V242H83ZM73 242H77L76 246L74 245V247H72V249H70L68 252L64 253L63 251H64V249H66L65 246H68L67 244L71 245ZM175 245L180 246V247H176ZM164 247H166V248H164ZM188 249L190 250L192 248L188 247ZM165 255H167V254H165ZM166 257H168V256H166ZM95 258H97V259H95ZM56 260H59V261L57 262ZM13 261L14 260H12V262Z\"/></svg>",
    "mask_w": 264,
    "mask_h": 264
},
{
    "label": "built area",
    "instance_id": "3",
    "mask_svg": "<svg viewBox=\"0 0 264 264\" xmlns=\"http://www.w3.org/2000/svg\"><path fill=\"white\" fill-rule=\"evenodd\" d=\"M43 55L44 67H36L38 73L50 74L49 51ZM50 58V57H49ZM4 114L0 118V133L4 135L6 131H15L17 127H22L24 119L34 115V109L29 104V97L26 91L18 92L13 98L5 100Z\"/></svg>",
    "mask_w": 264,
    "mask_h": 264
}]
</instances>
